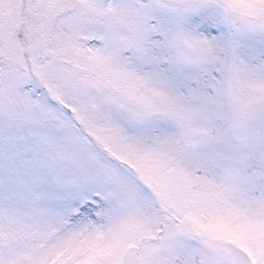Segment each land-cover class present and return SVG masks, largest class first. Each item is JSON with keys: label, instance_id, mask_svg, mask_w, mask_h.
Returning a JSON list of instances; mask_svg holds the SVG:
<instances>
[{"label": "snow or ice", "instance_id": "6c2138e0", "mask_svg": "<svg viewBox=\"0 0 264 264\" xmlns=\"http://www.w3.org/2000/svg\"><path fill=\"white\" fill-rule=\"evenodd\" d=\"M0 264H264V0H0Z\"/></svg>", "mask_w": 264, "mask_h": 264}]
</instances>
